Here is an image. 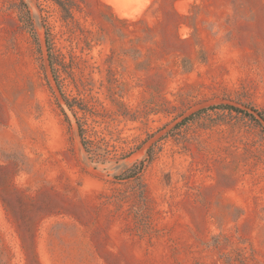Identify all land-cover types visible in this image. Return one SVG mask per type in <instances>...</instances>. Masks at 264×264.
I'll return each instance as SVG.
<instances>
[{"label":"rangeland","instance_id":"1","mask_svg":"<svg viewBox=\"0 0 264 264\" xmlns=\"http://www.w3.org/2000/svg\"><path fill=\"white\" fill-rule=\"evenodd\" d=\"M0 264H264V0H0Z\"/></svg>","mask_w":264,"mask_h":264}]
</instances>
